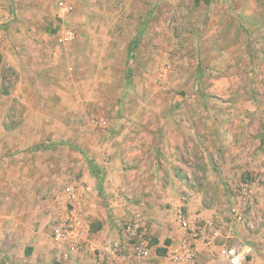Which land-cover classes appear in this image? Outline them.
I'll use <instances>...</instances> for the list:
<instances>
[{
	"label": "rangeland",
	"instance_id": "374dc122",
	"mask_svg": "<svg viewBox=\"0 0 264 264\" xmlns=\"http://www.w3.org/2000/svg\"><path fill=\"white\" fill-rule=\"evenodd\" d=\"M58 2L0 0V264H93L105 238L92 234L93 210L111 209L106 166L139 181L134 156L155 151L194 190L177 192L198 221L222 228L197 264H229L233 239L254 248L243 264H264V0H76L71 13ZM64 26L70 43L57 41ZM70 183L90 193L79 250L50 233ZM121 193L139 204L142 190Z\"/></svg>",
	"mask_w": 264,
	"mask_h": 264
},
{
	"label": "built area",
	"instance_id": "2783aa9c",
	"mask_svg": "<svg viewBox=\"0 0 264 264\" xmlns=\"http://www.w3.org/2000/svg\"><path fill=\"white\" fill-rule=\"evenodd\" d=\"M59 8L63 12L71 13L74 11L76 0H59ZM76 37V30L71 26H64L57 34L59 43H70ZM98 120L106 123L103 117ZM89 188L79 184H66L55 193L57 210L51 223V234L53 238L61 242L68 250H79L88 241L87 234L90 232V208L86 204V193ZM242 192L251 196L252 189L245 185ZM244 214L238 211L236 218L243 220ZM143 219L139 211H133L125 219L126 230L130 241V248L134 256L139 260L147 261L148 264H196L201 246L211 248L215 240L223 236V231L213 219L204 218L198 221L184 209L180 208L177 212V221L183 231V236L176 243L167 247L165 252H159L148 243L138 229L139 222ZM146 232L145 231L143 233ZM123 241L110 239L106 248L108 251L118 253L123 249ZM227 262L229 264H243L254 253V248L250 244L233 239L225 249ZM95 264H104L96 262Z\"/></svg>",
	"mask_w": 264,
	"mask_h": 264
},
{
	"label": "crops",
	"instance_id": "0c3cea01",
	"mask_svg": "<svg viewBox=\"0 0 264 264\" xmlns=\"http://www.w3.org/2000/svg\"><path fill=\"white\" fill-rule=\"evenodd\" d=\"M155 154L156 151L154 152L153 156L145 154L144 152H140V154L134 156L137 157L136 159L139 161L137 169V174H140V177H138L139 181L133 180L130 182L128 179H119L116 181L114 180L115 173L117 172L115 171V167L106 166L108 171V180L103 183V189L107 196L106 200L108 201V205L111 208L109 211L113 214L111 215L110 213H106V215H100V213L97 211L99 208L93 210V215L98 218L97 221H99V224L95 230H92V234L95 239L98 238V236L105 237L102 241H97L96 245L98 248V257H95V259L93 258L95 260L94 263L102 261L104 264H148L147 261L137 259L134 256L132 250L131 252L127 251L131 248L126 246L124 243L123 249L118 253L110 252L106 248V244L110 239L122 238L124 241L123 234L119 233L121 228L119 225L123 219V216L126 214L127 209L139 211L142 217L149 220L151 227L147 230L157 238L156 245H152L156 249L157 247H165L167 249V247L178 242L183 236V231L177 221V212L180 208H184L189 213V215L194 218H199L201 217L200 215L204 214L203 212L199 214L194 212V202H192L191 199L189 202H185L180 193H178L184 192V189H186L185 191H187V193L191 196V193H193L194 190L190 189V186L186 183L184 178L180 177V175L177 173V170L174 171L173 168H171V162L170 167L168 166V168H160L159 164H157V160L152 159L155 158ZM148 157L150 158L149 161L153 160V163L146 164ZM173 162L175 163L176 160ZM129 171L130 170L125 169L124 167L121 168L122 174H126ZM165 173L170 174V176H165ZM117 174H119V172H117ZM126 188H139L142 190L143 195L139 193L137 194L139 200L135 199L136 202L139 201V204L131 203L133 201L125 199L121 192H125ZM151 188H153L152 190L157 189L158 191L148 193L147 189ZM171 188H174L176 191L174 193L170 192L169 190ZM136 193L137 192L135 191L134 195H136ZM86 194V198H88L90 193ZM125 195H127V197H131V193ZM185 206H188L189 209ZM124 231L125 230L122 232ZM166 239L170 240V243L167 245L165 244ZM209 249L211 250V248ZM198 261L199 260L197 259L196 264Z\"/></svg>",
	"mask_w": 264,
	"mask_h": 264
},
{
	"label": "trees",
	"instance_id": "16d2710c",
	"mask_svg": "<svg viewBox=\"0 0 264 264\" xmlns=\"http://www.w3.org/2000/svg\"><path fill=\"white\" fill-rule=\"evenodd\" d=\"M170 243V240L169 239H166L165 240V244L167 245V244H169ZM161 250V251H160ZM160 250L158 249V251L159 252H165L167 249L165 248V247H163V248H160ZM31 251V249L30 250H28V252H30Z\"/></svg>",
	"mask_w": 264,
	"mask_h": 264
}]
</instances>
